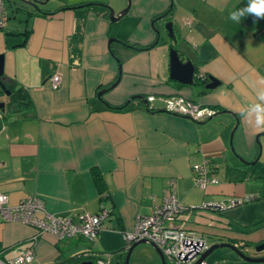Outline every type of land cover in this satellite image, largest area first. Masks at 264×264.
<instances>
[{"label": "crops", "instance_id": "1", "mask_svg": "<svg viewBox=\"0 0 264 264\" xmlns=\"http://www.w3.org/2000/svg\"><path fill=\"white\" fill-rule=\"evenodd\" d=\"M240 2L130 0L127 14L112 22L108 8L119 14L128 0H54L52 7L25 13L16 10L17 0L7 1L18 25L8 26L6 10L3 84L27 94L34 116L15 120L5 111L9 95L0 93V194L8 206L37 196L48 213L73 221L97 214L101 205L108 217L93 243L37 237L29 225L0 220V260L32 249L31 264H79L104 255L110 264L122 263V233L161 204L169 183L192 209L178 217L180 227L209 247L228 244L264 257L250 254L264 243V129L240 116L264 87L258 83L264 79V23L230 20ZM169 21L175 42L162 29ZM171 47L194 64L193 85L170 78ZM53 75L61 78L57 90L50 88ZM209 78L218 82L213 89L205 88ZM149 96L156 97L155 111L146 109ZM172 96L219 112L200 123L166 114L159 98ZM206 161L219 184L202 191L193 167ZM231 201L234 206L211 207ZM237 207L233 220L226 214ZM205 261L252 264L227 248Z\"/></svg>", "mask_w": 264, "mask_h": 264}, {"label": "built area", "instance_id": "2", "mask_svg": "<svg viewBox=\"0 0 264 264\" xmlns=\"http://www.w3.org/2000/svg\"><path fill=\"white\" fill-rule=\"evenodd\" d=\"M7 25L5 0H0V30ZM61 78L53 75L50 78V88L57 90ZM161 108L166 114L189 119L200 123L215 117L218 110L212 107L195 104L184 97L172 96L159 98ZM156 97L146 98V109L155 111ZM195 186L205 191L210 185H218L219 181L212 174L209 162H203L193 167ZM171 187V183H169ZM165 191L160 205L154 206L148 215H137L131 231L122 233L126 249L132 244L147 241L155 245L162 253L166 264H207L200 261L202 254L209 248L205 240L193 232L186 231L177 224L178 217L192 209L183 205L175 195L172 188ZM233 201L229 206H234ZM228 206L226 203L211 205L212 208ZM206 207V206H204ZM108 217L107 210L101 205L95 215L81 214L76 221L71 218L53 215L46 211L41 198L30 196L23 199L16 206H8L7 197L0 194V220L18 222L35 228V235L49 234L56 240L84 239L90 243L96 242L103 230L104 222ZM84 254L83 257H88ZM34 261L33 250L26 251L23 255L7 263L0 260V264H31ZM111 256H95V264H110Z\"/></svg>", "mask_w": 264, "mask_h": 264}, {"label": "water", "instance_id": "3", "mask_svg": "<svg viewBox=\"0 0 264 264\" xmlns=\"http://www.w3.org/2000/svg\"><path fill=\"white\" fill-rule=\"evenodd\" d=\"M17 1L20 3V5L16 6V10L19 12H24V13H25L24 10L27 7H31L32 9L39 10V6L44 4V3L36 2L33 0H17ZM129 6H130V0H128L127 7L123 11H121L119 14H115L113 9L108 8L109 20L112 22L119 20L120 17L127 14ZM165 30L167 31L168 37L175 42L176 38H175V34H174L173 23L171 21H169L165 24ZM156 33H158V35H159V31L156 30ZM2 61H3V57H2V55H0V88L2 91L5 92L6 95H10V91H8L5 87V85L3 84V78H2L3 77V63H2ZM169 65H170V78L172 80L178 81V82L182 83L183 85H189V86L193 85L194 76H195L194 64L190 60L183 61L179 55V52L172 47L169 50ZM217 85H218L217 81H215L213 78H209V83L205 85V88L206 89H213ZM100 94H101V92L99 93V95ZM3 109H4V103H0V111H3ZM233 130H235V128ZM240 161L243 162L242 160H240ZM140 244H149L154 249L156 254L158 255L160 263L166 264L165 259L162 255L161 251L155 245H153L152 243H149L147 241H140V242L132 244L128 249H126V248L123 249V251H126V255H125V259H124L123 264H129V259H130L132 251L134 250V248L136 246H138ZM222 248H227V249L231 250L241 260H243L247 263H252V264L264 263V257H258V258L248 257L242 250L237 249L236 247H234L232 245H228V244H217V245H213V246L209 247L202 254L200 261H202V260L205 261L206 258L211 253H213V251H215L217 249H222ZM254 251L256 253L264 252V243H261V244L255 246ZM79 264H95V260L94 261L83 260ZM114 264H121V262L115 261Z\"/></svg>", "mask_w": 264, "mask_h": 264}, {"label": "clouds", "instance_id": "4", "mask_svg": "<svg viewBox=\"0 0 264 264\" xmlns=\"http://www.w3.org/2000/svg\"><path fill=\"white\" fill-rule=\"evenodd\" d=\"M249 15L257 20L264 19V0H249L246 7L231 11L229 19L239 24L242 18ZM258 83L264 85V79ZM240 116L254 128L264 129V87L256 88L255 102L244 107Z\"/></svg>", "mask_w": 264, "mask_h": 264}, {"label": "rangeland", "instance_id": "5", "mask_svg": "<svg viewBox=\"0 0 264 264\" xmlns=\"http://www.w3.org/2000/svg\"><path fill=\"white\" fill-rule=\"evenodd\" d=\"M7 1H9V0H5L6 10H8V13L10 14V18H9V21H8L9 22L8 26L9 27H15V26L18 25V22L16 21L17 18L12 16V12L9 10V7L7 5ZM40 3H44L43 5H41V7L47 9V8L53 6L54 0H47V1L43 0ZM165 24H162V29L166 33ZM230 152H231L232 155L235 156V152L234 151L231 150ZM223 168L224 167H222L221 169H223ZM198 206L199 205H197L196 207H198ZM240 210H241V207L240 208L237 207V208H234V209H230V210L227 211L226 215L229 218L233 219L234 217H236L238 215V211H240ZM260 253H262V252H260ZM260 253H252L251 252L250 254L251 255H258ZM123 258L125 259V256ZM124 259H123L121 264L124 263ZM153 260H155L156 264H161L158 255L156 254L154 249L149 244H140V245L136 246L134 248V250L132 251L130 259H129V264H153Z\"/></svg>", "mask_w": 264, "mask_h": 264}, {"label": "trees", "instance_id": "6", "mask_svg": "<svg viewBox=\"0 0 264 264\" xmlns=\"http://www.w3.org/2000/svg\"><path fill=\"white\" fill-rule=\"evenodd\" d=\"M249 0H241L240 4L236 7V9L246 7L248 4ZM235 9V10H236ZM245 18H249L251 21V24H256L257 23H264V19L257 20L253 16H246ZM255 22V23H254ZM264 25V24H262ZM6 87V85H5ZM8 91H10V95L8 96L9 98V103L6 105V113H10L11 116H14L15 120L19 119H25L28 118L29 116H34L33 113V107L31 106V101L29 100L27 94L22 90H11L10 88L6 87ZM3 91L0 89V93ZM21 104V105H19ZM95 182L98 185V187H101V182L98 176H95ZM106 196H104L101 201L104 200ZM99 212V211H98Z\"/></svg>", "mask_w": 264, "mask_h": 264}]
</instances>
